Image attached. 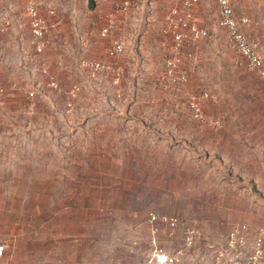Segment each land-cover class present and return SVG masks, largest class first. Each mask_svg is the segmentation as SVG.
I'll return each instance as SVG.
<instances>
[{"label": "rangeland", "instance_id": "obj_1", "mask_svg": "<svg viewBox=\"0 0 264 264\" xmlns=\"http://www.w3.org/2000/svg\"><path fill=\"white\" fill-rule=\"evenodd\" d=\"M235 10L264 58V0H240ZM192 11L208 30L197 84L137 77L140 86L117 89L104 72L80 69L94 90L80 84L70 95L67 83L53 88L42 77L18 148L0 156V264H161L155 247L177 249L183 232L159 222L153 233L152 213L200 228L187 264L209 263V244L233 226H249L251 243L264 232V106L254 89L230 117L223 99L235 87L249 94V84L264 95V77L228 46L215 0ZM194 87L212 96L204 121L188 107Z\"/></svg>", "mask_w": 264, "mask_h": 264}, {"label": "crops", "instance_id": "obj_2", "mask_svg": "<svg viewBox=\"0 0 264 264\" xmlns=\"http://www.w3.org/2000/svg\"><path fill=\"white\" fill-rule=\"evenodd\" d=\"M46 1L56 6L59 16L64 18V24L60 32L57 29L51 31L49 46L39 54L30 44V23L24 0H0V14L11 15L7 31H0V90L3 92L0 156L6 152L5 148H14L23 136L22 128L28 124L23 114L28 112L31 93L34 94L35 89L41 85L44 75H49L47 80L55 79L60 88L69 86L65 88L67 93L73 85H78L80 89V84H85L86 91L94 90L91 85H95L96 81L79 72L80 57L115 61L122 66L125 71L124 80L121 85H115L117 89L125 87V82L133 88L140 86L137 77H157L158 80L172 48L178 10H183V0H131L129 10L119 16L117 28L111 34L101 36L100 29L105 15L113 10L115 2L122 0ZM200 11V16L204 17L203 7ZM119 35L126 37L127 49L112 59L108 56V50ZM200 40L188 45L184 60L189 77L195 80V84L202 81L204 76ZM253 71L264 77L263 73ZM245 89L249 94L243 97L237 95L236 87L224 95L228 116L238 115L235 106L238 104L240 107L243 102L251 99L254 89L257 90L256 95L253 94L254 99L257 98L261 101L260 105L264 106V95H261L259 86L249 84ZM211 97L210 94L203 102L208 113L213 107L208 101ZM88 107L93 106L89 104Z\"/></svg>", "mask_w": 264, "mask_h": 264}, {"label": "built area", "instance_id": "obj_3", "mask_svg": "<svg viewBox=\"0 0 264 264\" xmlns=\"http://www.w3.org/2000/svg\"><path fill=\"white\" fill-rule=\"evenodd\" d=\"M30 23V44L36 53H43L51 42V31L63 27L64 18L59 16L54 4L46 0H24ZM200 0H183L184 14L176 18V28L173 32V42L170 54L165 60V65L158 84L161 87L182 86L188 83L189 73L184 65L188 45L199 41L208 35L207 28L201 27L195 22L193 8ZM218 6V20L226 33L227 44L237 51L244 58L245 66L251 70H257L264 74V58L261 55L259 43L250 38L242 29L241 19L237 16L235 7L240 0H215ZM131 6V0H122L114 3V8L104 17L100 29L102 36L111 34L118 26V18L125 14ZM249 18H243L248 21ZM11 21L9 13L0 14V31L5 32ZM127 49V40L123 35L115 37L109 50L108 56L112 59L122 55ZM78 66L81 70L89 72L93 76L104 72L115 85H119L125 75L124 68L115 61H103L96 58L80 57ZM49 85L58 88L59 83L51 79ZM78 91V85H73L68 94ZM33 95V93H31ZM209 91L203 87L194 88L188 94V107L194 119L204 121L203 102L209 97ZM3 92L0 90V123L1 108L3 105ZM69 106L71 103L68 104ZM32 107V103L29 105ZM33 108V107H32ZM212 124L219 126L220 121H212ZM149 221L152 224V232L157 233L154 228L156 223L167 226L171 232L181 229L183 242L180 247L174 250H167L164 247H155V257L161 264H187V250L192 248L201 236L200 228L192 225L176 216L167 214H150ZM250 228L246 224L233 226L224 236L220 244L210 243L209 248L213 249L214 256L207 264H264V232L250 242ZM3 246L0 245V254ZM204 264V263H200Z\"/></svg>", "mask_w": 264, "mask_h": 264}]
</instances>
